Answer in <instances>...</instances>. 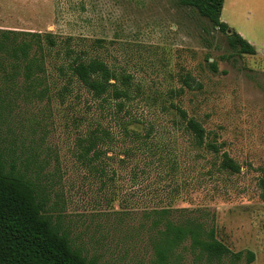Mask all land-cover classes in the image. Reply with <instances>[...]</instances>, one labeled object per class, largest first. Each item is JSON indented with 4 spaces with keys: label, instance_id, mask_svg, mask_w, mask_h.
Listing matches in <instances>:
<instances>
[{
    "label": "rangeland",
    "instance_id": "rangeland-1",
    "mask_svg": "<svg viewBox=\"0 0 264 264\" xmlns=\"http://www.w3.org/2000/svg\"><path fill=\"white\" fill-rule=\"evenodd\" d=\"M221 18L229 25L226 32L179 0H0V29L74 36L82 42L78 48L130 71L170 109L160 101L143 102L133 112L155 122L158 144L177 153L175 176L148 150L127 156L133 143L102 116L86 88L72 81L71 92L61 96L67 76L58 68L63 61L55 49L46 54V71L35 90L24 91L23 75L14 86L0 65L1 148L22 172L32 161L29 172L48 195L55 221L97 264H162L148 213L168 205L203 208L220 239L234 251H254L250 264H264L259 182L264 174V0H225ZM233 29L256 47V54L232 49L228 34ZM99 38L101 47L95 43ZM187 74L195 80L192 88L183 82ZM172 102L202 121L212 137L217 133L240 172L220 169V156L192 146L174 123ZM97 120L115 135L105 148L102 175L81 163L76 146ZM184 255L182 264H220L198 260L187 249ZM236 264H247L246 258Z\"/></svg>",
    "mask_w": 264,
    "mask_h": 264
},
{
    "label": "trees",
    "instance_id": "trees-1",
    "mask_svg": "<svg viewBox=\"0 0 264 264\" xmlns=\"http://www.w3.org/2000/svg\"><path fill=\"white\" fill-rule=\"evenodd\" d=\"M179 1L182 6L197 11L214 28L219 27L224 32L228 30V23L221 18L225 0ZM228 36L234 51L257 53L256 47L235 29ZM102 42L100 38L95 40L98 47ZM81 45L82 42L74 36L63 37L51 31L0 29V65L5 68L8 80L14 81V86L18 84L17 78L23 75L24 91L35 90V83L41 78L39 74L46 71V54L55 49L56 57L63 61L58 68L67 76L61 96L71 92L72 81L86 88L98 100L102 116L110 117L119 126L124 140L129 139L133 143L125 150L127 156L139 149L148 150L153 156H158L162 167L169 169L168 175L175 176L180 170L177 153L168 144H158L160 130L155 122L133 112V107L139 103L154 106L158 101L169 112L164 98L148 93L146 85L130 71L112 67L99 54L89 55L84 47L78 48ZM7 61L10 71L5 67ZM211 66L217 70L215 62ZM192 81L195 80L190 74L183 76L188 87L192 88ZM171 105L176 110L174 123L190 137L195 149L220 156V169L234 173L241 171V165L222 150L224 143L218 141L217 133L212 137L197 117L176 103ZM114 141L115 135L109 127L102 121H93L77 139L79 160L102 175L105 172V148ZM31 164L32 161L24 163V172L20 171L15 161L7 160L0 145V264H97L74 245L70 232L55 221L48 209V195L36 176L29 172ZM259 182L264 201V174ZM175 190L178 192L179 188ZM204 211L203 208L168 205L148 213L152 216L151 238L160 263L182 264L186 249L194 253L196 259L206 258L209 263L217 261L224 264L228 260L236 264L244 258L247 264L253 262L255 252L234 251L219 238L215 224H208Z\"/></svg>",
    "mask_w": 264,
    "mask_h": 264
}]
</instances>
